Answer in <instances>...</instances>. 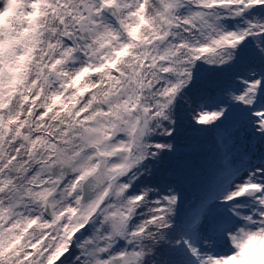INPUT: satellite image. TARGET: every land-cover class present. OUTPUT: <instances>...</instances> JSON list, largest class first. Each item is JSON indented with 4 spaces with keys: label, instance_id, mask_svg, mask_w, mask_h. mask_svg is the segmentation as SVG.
Segmentation results:
<instances>
[{
    "label": "snow or ice",
    "instance_id": "snow-or-ice-1",
    "mask_svg": "<svg viewBox=\"0 0 264 264\" xmlns=\"http://www.w3.org/2000/svg\"><path fill=\"white\" fill-rule=\"evenodd\" d=\"M0 264H264V0H0Z\"/></svg>",
    "mask_w": 264,
    "mask_h": 264
}]
</instances>
